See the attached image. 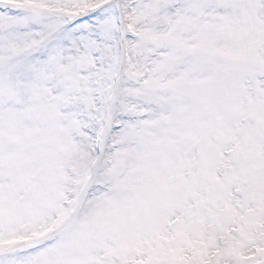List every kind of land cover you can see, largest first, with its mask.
<instances>
[{"label":"snow or ice","instance_id":"obj_1","mask_svg":"<svg viewBox=\"0 0 264 264\" xmlns=\"http://www.w3.org/2000/svg\"><path fill=\"white\" fill-rule=\"evenodd\" d=\"M0 264H264V0H0Z\"/></svg>","mask_w":264,"mask_h":264}]
</instances>
